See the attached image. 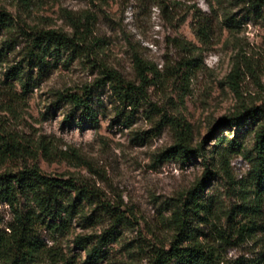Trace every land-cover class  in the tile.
<instances>
[{
	"label": "rangeland",
	"instance_id": "1",
	"mask_svg": "<svg viewBox=\"0 0 264 264\" xmlns=\"http://www.w3.org/2000/svg\"><path fill=\"white\" fill-rule=\"evenodd\" d=\"M2 11L11 22L0 25V123L24 150L0 160V172L37 164L95 193L70 192L79 204L64 214L63 233L39 226L58 264H81L103 239L96 264H150L175 238V203L198 188L205 210L192 220L197 240L218 247L220 264H264V187L251 176L254 134L264 123V0H0ZM74 19L77 53L48 57L39 73L28 67L30 36L50 28L72 35ZM137 58L151 69L146 99L130 117L129 106L119 115L106 70L138 83ZM11 67L30 72L25 88L6 77ZM88 87L97 123H78L79 111L65 121L72 107L59 93ZM246 107L257 109L255 121L215 128ZM179 119L190 125L192 146L203 143V156L189 163L159 157L175 142ZM206 168L213 173L202 184ZM0 216L10 219L6 205ZM37 264L51 260L44 254Z\"/></svg>",
	"mask_w": 264,
	"mask_h": 264
},
{
	"label": "trees",
	"instance_id": "2",
	"mask_svg": "<svg viewBox=\"0 0 264 264\" xmlns=\"http://www.w3.org/2000/svg\"><path fill=\"white\" fill-rule=\"evenodd\" d=\"M75 31L72 35L65 31L50 28L40 29L31 37L30 48L27 51L26 61L28 67L36 68L37 73L48 67V57L55 60L62 51H67L70 56L77 53L82 41V32L78 31V20H71ZM203 21V22H202ZM198 22L197 34L204 40L209 27L203 19ZM11 15L5 11L0 12V25L8 27ZM139 82L127 81L115 70H106V79L117 97L122 109V114L129 106V115L139 107L146 99V87L151 82L149 69L137 58ZM234 73V72H233ZM5 75L7 78L17 80L25 88L31 74L15 67L9 68ZM92 88L88 87L81 92L59 93L58 101L69 104L72 109L65 116V121L75 118L79 111L78 123H97V111L94 107ZM257 109L246 107L240 113L230 117H222L215 128L219 126L233 127L241 123H251L257 117ZM175 122V142L159 154L165 159H177L182 163H189L195 155L203 156V143L197 146L191 144V129L185 119ZM215 128L211 130L215 131ZM255 158L251 168L253 183L257 188L264 187V123L260 124L254 134ZM204 142V141H203ZM24 148L18 140L4 132L0 123V160L21 155ZM213 172L206 168L204 182ZM202 186V185H201ZM200 190L193 189L187 192L183 200H178L171 212V218L175 224L176 234L169 248L157 250L150 264H220V251L218 247L202 240H197L195 228L191 225L194 216H199L205 210V204L198 200ZM73 191L79 199H88L94 191L86 184L78 183L73 178H61L50 176L43 172L37 165L24 166L16 171L0 172V206L6 205L10 211V219L3 221L0 216V264H37L45 254L51 264H58L60 259L51 248H47L38 236L39 226L63 233L68 227V221L64 220V214L70 209H75L79 202L72 200L70 192ZM26 196L31 202L29 206H22V198ZM194 230V231H193ZM106 234V232H105ZM206 239V234H201ZM196 237V238H195ZM104 238V237H102ZM216 239L220 243L226 241L224 233L216 230ZM103 239L98 244L87 250L84 261L81 264H96L103 255ZM187 241L185 246L182 242ZM81 244L83 242H80ZM64 264H71L65 261ZM75 264V263H72Z\"/></svg>",
	"mask_w": 264,
	"mask_h": 264
}]
</instances>
